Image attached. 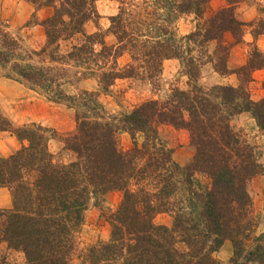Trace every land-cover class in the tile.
<instances>
[{"label":"trees","instance_id":"trees-1","mask_svg":"<svg viewBox=\"0 0 264 264\" xmlns=\"http://www.w3.org/2000/svg\"><path fill=\"white\" fill-rule=\"evenodd\" d=\"M26 1L49 10L40 21L44 40L24 49L0 20V72L73 109L75 128L62 136L61 149L72 157L64 161L50 149L59 136L54 128L34 121L15 126L0 111V132L20 143L0 157V186L12 199L11 207L0 208V242L23 252L27 264H214V253L229 240L231 264H264V230L252 235L247 189L260 172L257 152L231 124L246 112L264 132V96L255 101L248 88L252 72L264 66V52L252 48L234 70L227 63L241 40L244 23L235 9L243 0H225L216 10L210 0H114L119 10L109 27L93 32L86 26L99 17L97 0ZM182 16L192 17V29L181 35L175 22ZM107 34L113 44L105 42ZM123 54L128 62L120 66ZM169 58L179 60L187 89L174 87L119 113L99 100L116 79L156 84ZM205 65L235 74L238 84L202 86ZM89 77L99 91L68 92V85ZM160 125L188 131L194 153L185 165L173 159ZM121 131L130 136L128 149L119 144ZM113 190L122 197L107 216L108 239L78 251L76 233L88 204ZM159 214L170 224L156 222Z\"/></svg>","mask_w":264,"mask_h":264},{"label":"rangeland","instance_id":"rangeland-1","mask_svg":"<svg viewBox=\"0 0 264 264\" xmlns=\"http://www.w3.org/2000/svg\"><path fill=\"white\" fill-rule=\"evenodd\" d=\"M225 4V0H210V9L216 10ZM95 7L99 17L87 24V32L105 31L110 25L109 17L119 10V3L114 0H97ZM48 14L47 8L35 9V6L26 0H0V20L6 23L9 31L21 38L24 49H36L42 43L44 28L40 21ZM235 14L244 24L241 40L232 46L227 57L228 67L231 70L246 63L252 48L256 47L264 52V0H243L237 5ZM175 27L178 34L188 33L192 29V17L182 16L175 22ZM226 39L232 41L230 35H227ZM105 42L113 44L114 36L107 34ZM207 50L209 52L213 50L212 43L207 45ZM117 62L120 66L124 65L128 62V56L121 55ZM263 81L264 66L252 72V80L248 84L250 96L255 101L264 96ZM198 82L206 87L214 84H238L235 74L220 75L210 65L202 68ZM154 84L132 78L116 79L109 93L100 92L99 100L112 113L126 112L146 99L168 95L174 87L180 89L189 87L188 77L176 58L163 61L158 82ZM77 88L99 91L94 77L68 85V92L76 93ZM0 111L15 126L34 121L54 128L59 136L51 140L50 149L58 155L59 159L70 160L71 154L64 151L61 153L62 136L74 130L75 119L73 109L65 103L49 100L25 85L4 77L0 72ZM231 124L251 145L255 146L257 152L260 172L249 179L247 189L254 222L252 235H258L264 230V132L257 127L254 118L246 112L235 115ZM158 131L161 138L166 141L165 144L171 148L173 159L180 165H185L194 153L189 143L188 131L170 125H160ZM118 139L124 149L130 147L131 139L127 132L121 131ZM15 140L17 139L11 132H0V157L15 150ZM121 197V192L113 190L106 193L97 204L90 201L84 211L82 224L76 233L78 251L108 239L110 226L107 216L117 208ZM170 219L166 214L155 217L156 222L164 224H170ZM231 254L232 244L226 240L214 253V264H231ZM0 264H27V262L23 252L7 247L5 242H0Z\"/></svg>","mask_w":264,"mask_h":264},{"label":"crops","instance_id":"crops-1","mask_svg":"<svg viewBox=\"0 0 264 264\" xmlns=\"http://www.w3.org/2000/svg\"><path fill=\"white\" fill-rule=\"evenodd\" d=\"M232 49V48H231ZM15 150L20 146L18 140H15ZM12 205L10 190L7 187L0 186V208H9Z\"/></svg>","mask_w":264,"mask_h":264}]
</instances>
